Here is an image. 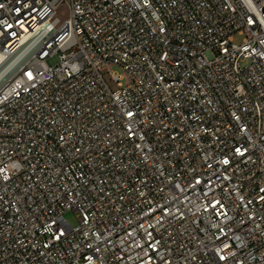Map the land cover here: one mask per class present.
I'll return each mask as SVG.
<instances>
[{"label": "built area", "instance_id": "obj_1", "mask_svg": "<svg viewBox=\"0 0 264 264\" xmlns=\"http://www.w3.org/2000/svg\"><path fill=\"white\" fill-rule=\"evenodd\" d=\"M0 264H264V0H0Z\"/></svg>", "mask_w": 264, "mask_h": 264}, {"label": "rangeland", "instance_id": "obj_2", "mask_svg": "<svg viewBox=\"0 0 264 264\" xmlns=\"http://www.w3.org/2000/svg\"><path fill=\"white\" fill-rule=\"evenodd\" d=\"M243 38L244 37L242 35L236 34L234 37V41L236 43L241 44L243 42ZM242 64L245 65L246 62H243ZM113 70L119 74H124V70L120 66H114ZM122 81L123 83H126V78H123ZM66 217L70 220L73 225H76L78 223L80 214L74 210H71L66 213Z\"/></svg>", "mask_w": 264, "mask_h": 264}]
</instances>
